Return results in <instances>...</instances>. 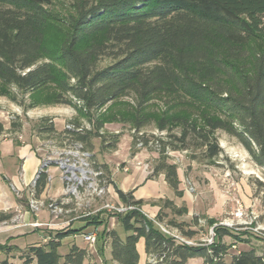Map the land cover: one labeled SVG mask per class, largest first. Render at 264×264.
I'll return each mask as SVG.
<instances>
[{
  "label": "trees",
  "instance_id": "16d2710c",
  "mask_svg": "<svg viewBox=\"0 0 264 264\" xmlns=\"http://www.w3.org/2000/svg\"><path fill=\"white\" fill-rule=\"evenodd\" d=\"M66 4L56 10L55 0H0V96L31 109L38 105L31 101L32 95L50 89L46 103L71 106L89 122L90 128L77 125L62 133L71 139L69 145L81 142L84 147H91V137L101 136L106 122L117 120L106 109L132 99L129 121L143 146H149L151 139L141 130L153 121L157 129L168 132L167 142L152 139L155 146L163 143L161 152L194 147L215 164L222 154L216 136L221 130L237 138L264 168V0H68ZM54 28L61 36L55 48L48 42ZM105 60L109 62L103 64ZM158 101L165 110L154 116L149 108ZM21 127L13 121L8 132L14 135ZM38 128L40 134H57L49 117H43ZM5 133L0 121V137ZM52 165L49 162L37 174L33 186L37 197L47 186V169ZM159 173L179 191L176 165L163 158L152 174ZM117 193L123 203L143 204L132 192L117 189ZM163 202L171 204L169 199ZM10 217L0 213V222ZM118 218L129 234L123 239L104 228L96 246L103 255L109 244L111 258L119 264H140L141 239L147 257L157 256L159 264H187L191 258H203L204 264H264V249L258 253L250 248L233 254L229 262L224 259L232 246L223 238L235 236L234 229L215 226L212 244L188 245L165 235L139 211ZM98 220L92 217L93 224L101 225ZM174 227L190 239L197 234L183 224ZM76 232L68 228L51 233L46 243L20 251L18 263L7 257L0 264H87L90 253L85 248L72 245L67 254L59 252L61 240ZM14 248L0 244L6 254Z\"/></svg>",
  "mask_w": 264,
  "mask_h": 264
},
{
  "label": "rangeland",
  "instance_id": "374dc122",
  "mask_svg": "<svg viewBox=\"0 0 264 264\" xmlns=\"http://www.w3.org/2000/svg\"><path fill=\"white\" fill-rule=\"evenodd\" d=\"M67 1L55 0L53 8L64 9L67 6ZM60 38L58 29H52L48 34L50 46L57 47ZM108 62L105 60L102 63L107 64ZM50 92V89H45L32 95L31 101H36L38 105L31 109H25L8 98L0 96V119L7 125L10 123V127L13 121L22 125L17 134L10 136L19 138L22 134V139L39 138L47 151L44 165H48L51 159L54 160L55 157H58V154L63 155L68 151V143L71 139L62 135L66 129L76 128L77 125L91 127L89 122L71 106L46 103ZM132 107V99H123L107 108L106 114L109 117L116 116L117 120L106 122L100 131L101 136L91 137V147L85 146L87 148L85 149V144H81L83 149L78 148L81 154L90 153L91 169L94 171V182H96L95 194L91 190H84L85 192L81 190L79 202L84 205L81 208L84 209L83 212L89 215L97 214V217L100 218L101 211H105L106 215L111 214L118 217L120 214L113 213L104 206L106 203L117 204L116 201L107 199L108 187L113 184V179L118 181L123 176L137 170L142 172L146 179L161 178L166 180L164 173L152 174L155 166L165 158L167 163L177 166L180 184L179 191L175 192L166 181L174 191L175 198L170 200L171 204L162 202V209L157 214L160 216L159 222L172 228H175L174 226L177 224H183L186 229L196 231L194 239L186 237L188 245L207 243L208 239H213L215 224L229 226L230 229H234L235 236L223 238V241L232 246L224 256L227 262L231 261L233 254L242 250L255 248L258 253H261L264 249V168L255 162L250 152L237 138L221 130L216 132V136L222 148V154L217 158L215 164H210L203 157L202 150L194 147L177 151L168 147L164 152H161L163 143L160 147H143L140 142H137L135 136L137 131L129 121ZM164 110L165 107L159 101L149 108V112H152L154 116L161 114ZM172 113L173 111H171ZM43 117L53 120L57 134L52 136L45 133L40 134L38 126ZM77 130H81V128ZM174 130L177 131L176 128ZM141 132L151 140L159 138L163 139L162 141H169L168 132L157 129L153 121L143 127ZM101 166L103 168H100ZM50 168L52 169V166ZM125 168L128 170L126 171ZM59 172L60 170L53 173V176L56 177L53 183L56 182ZM114 172H116L115 175L112 174ZM36 178L37 175L32 183ZM100 189H104L101 194H99ZM65 197L66 195L61 196L57 200ZM68 198L76 201L73 197ZM86 201H91V203H86ZM96 202H102L99 211L92 210L93 212H91L88 210L89 208H86L87 205H94ZM68 203L71 204V200ZM240 205L248 216L256 217V221L247 215L239 217L234 214ZM65 209L67 211L64 212V215L71 213L68 207ZM156 217L152 219L157 220ZM149 219H151L150 216ZM122 233L127 232L122 230ZM69 246L68 244L62 246L59 249L60 254H67L70 250ZM90 247L93 250L96 249L100 257L102 256L96 245ZM90 258H92L91 253Z\"/></svg>",
  "mask_w": 264,
  "mask_h": 264
},
{
  "label": "crops",
  "instance_id": "0c3cea01",
  "mask_svg": "<svg viewBox=\"0 0 264 264\" xmlns=\"http://www.w3.org/2000/svg\"><path fill=\"white\" fill-rule=\"evenodd\" d=\"M0 121L6 130V133L0 137V213L11 216L9 220L0 222V244L15 247L9 254L0 251V260L9 257L11 261L18 263L20 251L32 245L46 243L51 233L71 228L78 232L62 239L60 248L68 244L69 247L77 245L87 249L92 255V258L87 260V264H119L112 260L109 244L105 245L104 253L100 257L97 250L91 249L90 244L83 238L84 234L94 231L99 233L107 228L117 231L124 239L128 233H122L123 228L117 216L106 215L105 211H101L98 221H103L102 224H93L92 217L97 214H85L84 209H81L84 205L78 200L74 202L72 198L67 199L72 202L67 205L71 213L59 218L54 217L47 209H42L38 213L30 209L31 184L45 161L47 151L39 138L22 139V134L19 138L11 137V133L8 132L10 123L7 125L1 119ZM50 167L47 169L49 175L47 186L38 196L42 200H57L65 195L60 172L56 182L53 183L56 178L53 173H57L59 169L56 165H52V169ZM112 174L115 175L116 172ZM117 189L124 193L132 192L136 200H142L141 206L151 219L156 217L162 209V202L165 198L169 200L175 198L174 191L165 179H146L145 175L137 170L123 176L118 181L113 179V184L109 185L107 199L120 203ZM86 203H91V201H86ZM101 203L96 202L90 206L86 204V208H89L91 212L99 211ZM137 248L140 254V264H146L147 253L144 239L139 241ZM187 264H204V259L191 258Z\"/></svg>",
  "mask_w": 264,
  "mask_h": 264
},
{
  "label": "built area",
  "instance_id": "2783aa9c",
  "mask_svg": "<svg viewBox=\"0 0 264 264\" xmlns=\"http://www.w3.org/2000/svg\"><path fill=\"white\" fill-rule=\"evenodd\" d=\"M83 144L81 142H75L73 144L68 145V154L67 155H59L55 157L54 160L51 159V162L57 166V168L61 172V179L65 184V195L66 197L59 200H42L39 199L34 190V183L31 184V197L29 199V207L34 213L40 212L42 209H47L54 217L59 218L64 215L65 207L68 204V197H73L75 200L80 199L81 190H91V192H96V186L94 182V171L91 169V155L88 154H78V147ZM140 145L143 146V142H140ZM153 140L149 142V146H155ZM158 146V145H157ZM147 147V146H143ZM44 168V163L40 170ZM127 171L128 169L125 168ZM104 171V170H103ZM106 183V181H105ZM106 191H107V183H106ZM107 209L117 214H125L129 211H139L143 213L146 217L149 218V215L144 211L142 206H133V204H126L123 202L120 203H106L104 205ZM234 214L237 215H247V217H251L252 220L256 221V217L248 216V214L243 209L242 205H240ZM153 220V219H152ZM156 226L167 236L172 237L174 240L182 243H189L186 241V237L177 229L168 227L163 225L161 222L157 220H153ZM215 226H226L225 224H215ZM215 236V232H214ZM261 236V235H259ZM263 237V236H262ZM83 238L87 241L90 246H94L97 243L98 233L91 232L88 234H84ZM213 239H208L205 244H212ZM160 260L158 257H151L149 255L147 257L146 264H159Z\"/></svg>",
  "mask_w": 264,
  "mask_h": 264
},
{
  "label": "bare ground",
  "instance_id": "6f19581e",
  "mask_svg": "<svg viewBox=\"0 0 264 264\" xmlns=\"http://www.w3.org/2000/svg\"><path fill=\"white\" fill-rule=\"evenodd\" d=\"M78 148H80L81 150L83 149L82 148V145H80V147H78ZM68 152V151H67ZM67 152H63L64 154L63 155H67L68 153ZM67 153V154H66ZM78 154H81V151L80 150H78ZM85 154V153H84ZM92 163V162H91ZM101 172V171H100ZM97 173V172H96ZM101 174V173H100ZM96 176V175H95ZM100 176V175H99ZM103 176V175H102ZM101 176V177H102ZM99 178V177H98ZM95 179V178H94ZM102 179V178H101ZM99 181V180H98ZM97 181V182H98ZM96 183V182H95ZM104 183V182H103ZM98 185V184H97ZM103 185V184H102ZM101 188V187H100ZM99 190V189H98ZM84 191V190H83ZM83 191H82V194H83ZM104 191V189H100V191H99V194H101L102 192ZM85 192V191H84ZM89 192V191H88ZM92 193H94V192H92ZM95 194V193H94ZM84 195V194H83ZM104 195V194H103ZM86 196V195H85ZM88 196V195H87ZM95 197V196H94ZM87 198V197H86ZM67 210L65 209V211L64 212H66ZM237 216H243V215H237ZM188 241V240H187ZM157 257V256H156Z\"/></svg>",
  "mask_w": 264,
  "mask_h": 264
}]
</instances>
